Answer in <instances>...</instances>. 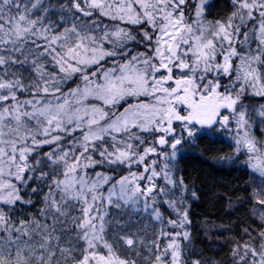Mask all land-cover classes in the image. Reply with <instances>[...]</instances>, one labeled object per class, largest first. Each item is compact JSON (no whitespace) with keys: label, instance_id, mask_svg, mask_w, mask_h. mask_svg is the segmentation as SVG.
<instances>
[{"label":"snow or ice","instance_id":"snow-or-ice-1","mask_svg":"<svg viewBox=\"0 0 264 264\" xmlns=\"http://www.w3.org/2000/svg\"><path fill=\"white\" fill-rule=\"evenodd\" d=\"M0 264H264V0H0Z\"/></svg>","mask_w":264,"mask_h":264},{"label":"trees","instance_id":"trees-1","mask_svg":"<svg viewBox=\"0 0 264 264\" xmlns=\"http://www.w3.org/2000/svg\"><path fill=\"white\" fill-rule=\"evenodd\" d=\"M189 163L193 162L190 161ZM203 168L204 172H211V170L208 169L206 165L203 166ZM236 175H238L236 172H233L231 175H228L227 172H224L212 173L207 177L206 182L200 185L203 193L201 200L194 203V220L199 219L204 215H208L210 217H221L225 223L231 222L232 217L225 214L222 204L213 199L212 182L213 179H215L217 183H224L228 180H232Z\"/></svg>","mask_w":264,"mask_h":264}]
</instances>
